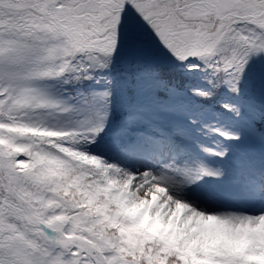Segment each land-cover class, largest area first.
<instances>
[{
	"label": "snow or ice",
	"instance_id": "obj_1",
	"mask_svg": "<svg viewBox=\"0 0 264 264\" xmlns=\"http://www.w3.org/2000/svg\"><path fill=\"white\" fill-rule=\"evenodd\" d=\"M0 264H264V0H0Z\"/></svg>",
	"mask_w": 264,
	"mask_h": 264
}]
</instances>
